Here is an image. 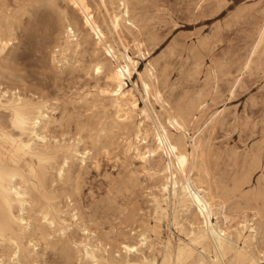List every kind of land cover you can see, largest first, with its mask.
I'll return each mask as SVG.
<instances>
[{
    "label": "rangeland",
    "instance_id": "1",
    "mask_svg": "<svg viewBox=\"0 0 264 264\" xmlns=\"http://www.w3.org/2000/svg\"><path fill=\"white\" fill-rule=\"evenodd\" d=\"M90 1L93 10L101 16V8L93 3L94 0ZM64 2L0 0V23L9 15L13 29L10 31L11 44L0 56V90L18 89L23 97L45 99L54 110L51 123L46 127L50 140L67 144L79 138V149L88 150L83 160L68 161L70 165L64 167L66 170L61 178L56 175V169L61 164L62 154H55L46 172L44 187L69 227L64 233L57 225L32 229V244L24 239L29 255L22 264H89L81 259L74 244L86 235L91 237L92 244L100 243L109 255L120 258L124 255L120 243L135 244L141 234L147 237V243L132 253L131 258L139 259L143 255L146 257L144 264H176L177 246L188 242L189 222L200 226L201 220L195 217L193 209L178 208L174 221L170 201L166 199V204L163 201L166 195L159 192L162 178L141 172V162L133 153L123 152L124 139L121 140L120 132H98L102 125H109L112 110L103 106L107 100L101 102L97 95L103 78L89 75L95 37H86L87 51L82 43L80 50L67 51L64 57L61 49L67 40L66 25L72 27L75 34L80 28L79 13ZM128 5L133 25L121 32L124 44L110 38L116 50L124 52L126 47L127 54L134 60L136 70L133 69L131 77L125 80L126 86L133 90L142 108L144 91L138 75L151 66L164 106L173 113L183 114L185 124L188 123L187 144L194 137L201 141V159L189 161V167L194 165L191 177L201 181L209 189L214 203L217 202L218 213L212 215L211 223L232 232L239 221L246 219L258 231L255 241H234V248L242 250L246 259H236L231 253L215 257L210 248L203 253L197 246L194 253L201 254L199 261L189 257L180 264H264V38L259 40L264 25V0H128ZM110 6L115 10L119 8L116 3ZM139 42L143 49L138 46ZM85 65L88 67H83ZM85 93H88V101H84ZM151 103L163 125L176 134L167 123L166 111L152 98ZM91 104L95 105L91 107ZM215 112L223 116L209 123L210 115ZM96 113L99 117L93 120ZM140 119L138 115L136 120ZM91 128L96 130L90 131ZM95 136H99L98 142ZM28 160L25 157V161ZM33 161L36 163L35 159ZM164 161V157L150 161L151 167L158 169ZM154 196L166 214L156 213ZM34 210L31 211L33 218L37 215V207ZM74 211L77 221L70 216ZM167 241L170 243L165 249ZM0 250V254L5 252ZM164 251L170 255L169 262L163 259Z\"/></svg>",
    "mask_w": 264,
    "mask_h": 264
},
{
    "label": "bare ground",
    "instance_id": "2",
    "mask_svg": "<svg viewBox=\"0 0 264 264\" xmlns=\"http://www.w3.org/2000/svg\"><path fill=\"white\" fill-rule=\"evenodd\" d=\"M65 2V4H70L76 10V14L79 13L80 28L76 29L78 33L75 34L74 29L69 25H66L65 35L67 40H65L61 49V53L64 55V57H66L65 53L67 51L73 52L76 49L80 50V45L83 43L82 46H84L87 43V36L91 35L92 37H95L93 42V50L91 49V53H94L95 56L93 55V61L89 75L91 73V78L92 75L96 76L95 78H97V76L103 78V84L100 82L101 86L97 87V95H100L99 100H101V102L103 99L107 100L105 103H103V106L109 107L112 110V118L109 125H102L98 132L107 131L109 133V131L112 132L114 130L120 132L123 135L121 140L124 139L123 152L133 153V157L141 162V172L145 173L149 177L158 176L162 178V182L159 184V192L162 196L166 195L164 197L165 199L163 200L166 202V204H168L166 199L170 201L169 204L171 209V218L174 221L177 220L176 212L178 211V208L180 210L186 211L193 209L196 215L195 217H198L201 220L200 224L202 225L200 226L195 225L191 221L189 222L190 229L188 231V242L185 244H179L177 246L176 264L182 263L183 259L189 257H193V260L198 262V257L201 254L198 253L195 255L194 250L197 249V246L201 248L203 253H205L207 249L210 248L213 251L215 257L218 255L225 256L226 254L231 253L236 259H246L247 257L244 252L242 250L235 249L233 244L234 241L239 239H244V242L255 241L256 234L258 233L256 226H254L253 223L249 224V221L243 219L236 224L235 228L231 232L219 228L218 226L211 223L210 218L212 215L218 213V211L215 209V204L217 202L214 203V198L211 195L209 189L205 187L201 181L195 180L191 177L190 171L191 169L193 170L194 165L189 167V161L194 162L198 157H200L199 149L202 148L201 141L194 137L190 138L189 143L187 144L188 126L186 125L188 123L185 124L183 120V114L180 115L173 113L170 111V109L164 106L161 93L158 91L160 87L155 85L156 78L151 66L149 65L146 68L144 74L139 73L138 75L141 87L144 91V106L142 108L139 107L133 90L126 86L125 80L131 77L132 70L134 69V60L127 54L126 47L123 49L124 52H119L116 50L110 38L113 40L116 39L118 41H122V44H124L123 40H121V32H125L123 28L128 29L130 25H133V21L129 13L128 6L130 4L128 5V0H94L93 3L102 10L101 16L96 14V12L93 10V5L91 6L92 3L90 0H65ZM114 3H116L117 7H119L116 10L113 9L112 6L109 7V5ZM11 30H13L11 26V17L9 15H5L0 23V56L11 44ZM262 38H264V25H262V28L260 29L259 40H262ZM87 44H89V42ZM117 44L119 43L117 42ZM90 45H92V42ZM86 46L87 45L84 47ZM138 46L143 49L142 43L139 42ZM87 48L88 47H86V51ZM144 49H146V47ZM88 53L84 54L87 55ZM70 56H72V54H70ZM55 58L57 57L55 56ZM78 67L81 66L78 65ZM83 67L86 68L88 66L85 65ZM74 68L76 70L78 69L76 67ZM97 69H99V72H97ZM135 70L136 69H134V71ZM157 77L161 78V76ZM51 81L53 82V80ZM158 81L159 80H157V82ZM94 82L96 83V81ZM161 83H163V81ZM156 87H158V89ZM19 92L20 91H18V89L7 90L1 88L0 90V249L5 250V252L2 250L3 252L0 254V264H7L5 261H8V263L22 264L23 260L29 255V250H27L24 239H27V243L32 241L30 238L32 229L36 230L44 225L54 228L57 225L58 230L64 233L65 229L69 227V222L59 215V208L53 203V197L49 195V193L46 191V188L44 187L45 175L49 169L51 161L55 158V154H62L61 164L56 169V175L61 178L62 173H64L66 170H64V167L69 164V160H83L88 153V150H86L87 148H82V150L79 149V143L81 142L79 138L76 139L75 142L67 144L60 143L58 141L52 142L50 137H48L49 135L47 136L46 134V127L51 123L53 118V108L50 107L47 101H44L45 99H42L43 101L33 100L32 98L27 97V95V98L23 97L22 95L24 94L21 95ZM88 93H85V100L83 99L84 101H88ZM90 96L92 97V95ZM151 98L154 102H158L160 104V108L162 110L166 111L165 118L167 123L173 127V129L176 131V134L171 132L165 125H163L158 113L152 106ZM194 103L192 101V104ZM94 105L95 104H91V107ZM190 106L192 105L190 104ZM17 114H19L29 123V127L32 130L39 129L37 135H40L43 137V139L36 141L35 138L31 136L30 132L12 127ZM97 115L98 114L96 113V118L94 115L93 120L99 117H97ZM138 115H140L141 118L139 121L136 120ZM219 116H223V114L220 115V113L215 112L214 114L210 115L209 123H213ZM5 117H7V119H5ZM99 120L101 119H98V124ZM37 121L39 123H37ZM84 128L85 127L83 126V129ZM95 128H91L92 130L90 131H93V129L95 131ZM81 132L82 131H80V133ZM88 135L91 136V133L89 132ZM78 137H81L80 134ZM90 138H93V136ZM98 139L99 136H95V142H98ZM92 143L90 145H92ZM25 145L29 146L25 147ZM111 148L109 147V149ZM173 149H175V151H173ZM203 153L204 152H202V154ZM25 157H28L29 160L25 161ZM162 157H164L165 161L160 168L155 169L151 167L150 161L161 159ZM181 158H183V161H181ZM33 159L36 160V163L33 161ZM202 160L204 159L202 158ZM205 166L206 165L204 164V168ZM135 168L134 171H136ZM65 179L66 178H64V181ZM223 184L225 185V183ZM257 184L259 183L257 182ZM153 200L155 203L156 213L166 214L165 208L161 207L158 198L154 196ZM34 207H37V215L33 218L31 216V211H36L34 210ZM76 213V211L71 213V219H77ZM225 219L226 218H223V220ZM35 222L37 224H35ZM82 230L83 232L85 231L86 234L88 233V230L85 226L82 227ZM154 232L159 234L158 230H154ZM35 236L37 237V235ZM146 243L147 237L144 234H141L139 242L135 244L121 242L120 249L121 251L123 250L124 255L122 257L120 256V258H115L114 256L109 255L106 247H102L100 243H97L98 246L97 244H92L90 236L86 235V237L83 239L74 241L78 252L81 253V259L84 262H88L89 264H144L146 262L145 256L141 255L139 259H133L130 257V255L134 252H138L140 247ZM169 243L170 242L167 241V244L164 246L165 249H168ZM133 248L135 249L134 252L129 251V249ZM7 250L9 251L8 253L6 252ZM113 254L115 253L113 252ZM163 259L169 262L170 255L168 251L163 252ZM212 262L210 260V263Z\"/></svg>",
    "mask_w": 264,
    "mask_h": 264
},
{
    "label": "snow or ice",
    "instance_id": "3",
    "mask_svg": "<svg viewBox=\"0 0 264 264\" xmlns=\"http://www.w3.org/2000/svg\"><path fill=\"white\" fill-rule=\"evenodd\" d=\"M97 72H99V69H97ZM5 119H7V117H5ZM37 123H39L37 121ZM12 127L14 128H18V129H21V130H26L28 132H30L31 136L35 138L36 141H40L41 139H43V137H41L40 135H37V132L39 131V129H36V130H32L30 127H29V123L24 120L19 114L16 115L15 117V121L12 125ZM29 145H25V147H28ZM173 151H175V149H173ZM181 161H183V158H181ZM129 251H135V249H129Z\"/></svg>",
    "mask_w": 264,
    "mask_h": 264
}]
</instances>
